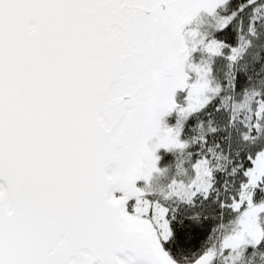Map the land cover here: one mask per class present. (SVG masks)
<instances>
[{
  "label": "snow or ice",
  "instance_id": "1",
  "mask_svg": "<svg viewBox=\"0 0 264 264\" xmlns=\"http://www.w3.org/2000/svg\"><path fill=\"white\" fill-rule=\"evenodd\" d=\"M0 264H264V0H0Z\"/></svg>",
  "mask_w": 264,
  "mask_h": 264
}]
</instances>
